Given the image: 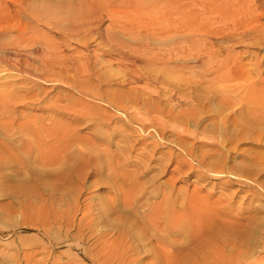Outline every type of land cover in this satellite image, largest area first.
I'll use <instances>...</instances> for the list:
<instances>
[{"label":"rangeland","instance_id":"1","mask_svg":"<svg viewBox=\"0 0 264 264\" xmlns=\"http://www.w3.org/2000/svg\"><path fill=\"white\" fill-rule=\"evenodd\" d=\"M134 4L0 0V264H26V253L42 264H99L90 258L99 237L113 241L123 222L148 220L169 194L185 207L194 191L203 206L231 208V229L251 223L242 261L264 258V0ZM177 5L192 20V43L181 31L157 33L185 15L147 21ZM177 47L198 59L166 70L145 64L134 77L121 55L150 59ZM24 187L35 194L18 192ZM57 208L61 223L44 226ZM153 228L128 236L130 263L114 252L104 264H152L153 247L179 253L196 245L192 234Z\"/></svg>","mask_w":264,"mask_h":264},{"label":"bare ground","instance_id":"2","mask_svg":"<svg viewBox=\"0 0 264 264\" xmlns=\"http://www.w3.org/2000/svg\"><path fill=\"white\" fill-rule=\"evenodd\" d=\"M94 1V0H93ZM113 1V0H112ZM120 1V0H119ZM124 1V0H123ZM126 1V0H125ZM133 1V0H132ZM135 4H136V0ZM181 0H167V2L170 3H179ZM82 2V1H81ZM91 2V1H90ZM101 2V1H100ZM115 2V1H114ZM99 3V2H98ZM117 3V2H116ZM187 3V2H186ZM80 4V3H79ZM118 4H121L118 3ZM116 4V5H118ZM124 4V3H123ZM132 4V3H131ZM130 4V5H131ZM134 4V5H135ZM89 5V3H88ZM101 5V4H100ZM99 5V6H100ZM129 5V4H128ZM187 5V4H186ZM189 5V4H188ZM187 5V6H188ZM77 6V5H76ZM74 6V7H76ZM80 6V5H79ZM106 6V5H105ZM115 6V5H114ZM120 6V5H119ZM118 6V7H119ZM124 6V5H123ZM127 6V5H126ZM172 6V5H170ZM186 6V7H187ZM81 7V6H80ZM88 7V6H87ZM91 6L89 5V8ZM102 7V6H101ZM100 7V8H101ZM121 7V6H120ZM128 7V6H127ZM168 7V5L166 6ZM56 8V7H55ZM54 8V9H55ZM59 8V7H58ZM104 8V6H103ZM45 9V8H44ZM94 9V8H93ZM96 9V8H95ZM121 9V8H118ZM127 9V8H126ZM163 9V8H162ZM172 9V8H171ZM185 7L181 6V5H177V7H175L174 9L170 10H166L164 12H159V13H155L151 16H147L146 18L148 19V23L150 24V26H155V24H157L159 20H169V16H171V14L175 13L176 15H185L183 16L184 18H180L179 20H173L169 21L167 25H164L163 27H161L158 30V34L160 37H166L168 38L169 35L174 31V32H178L181 31L182 34L181 36H178L180 38H188V40L194 41L192 40V37L190 35V31L192 28V20L190 19V15H188L185 11ZM89 11V9H87ZM98 10V9H97ZM130 10V8H129ZM134 10V8H133ZM50 11V10H49ZM87 11V12H88ZM173 11L172 13L169 14V12ZM98 13L100 11H97ZM157 12V11H156ZM83 13V12H82ZM95 13V12H94ZM152 13V12H151ZM76 14V13H75ZM90 14V13H89ZM81 15V13L79 14ZM83 17V15H81ZM172 17V16H171ZM85 18V17H84ZM92 18V17H91ZM177 18V17H176ZM175 18V19H176ZM179 19V18H177ZM172 20V19H171ZM142 21V20H141ZM92 22V21H91ZM82 23V22H80ZM77 24V23H76ZM145 24V23H144ZM79 25V24H78ZM146 25V24H145ZM71 26V25H70ZM80 26V25H79ZM127 26V25H126ZM134 27V26H133ZM140 27V26H139ZM143 28V26H142ZM154 28V27H152ZM76 29V28H75ZM78 29V28H77ZM129 30V29H128ZM148 30V29H147ZM157 30V29H156ZM155 30V31H156ZM72 31V30H71ZM145 31V30H142ZM151 31V30H150ZM193 31V30H192ZM149 32V31H148ZM181 32H179L178 34H180ZM222 32V31H221ZM197 33V32H196ZM212 34V33H211ZM155 35V34H153ZM214 35V34H213ZM156 36V35H155ZM199 36V35H198ZM115 38V37H114ZM199 38V37H198ZM197 38V39H198ZM154 41V40H153ZM166 41V40H165ZM133 42V41H132ZM135 42V41H134ZM145 42V41H144ZM143 42V43H144ZM149 42V41H148ZM157 42V41H156ZM200 42V41H199ZM192 43V42H191ZM190 43V45H192ZM195 43V42H193ZM133 44V43H132ZM141 44V43H140ZM139 44V45H140ZM153 44V43H152ZM151 44V45H152ZM175 44V43H174ZM177 44V43H176ZM179 44V43H178ZM149 45V44H148ZM145 46V45H144ZM153 46V45H152ZM168 46V45H167ZM173 46V44H172ZM141 46H139L138 48H140ZM171 47V46H170ZM184 47V46H183ZM182 47V48H183ZM189 48V46H187ZM143 48V47H142ZM152 48V47H151ZM166 48V46L164 47ZM168 48V47H167ZM178 48V47H177ZM194 48V47H191ZM190 48V49H191ZM118 49V48H117ZM163 49V48H162ZM184 49V48H183ZM152 50V49H151ZM166 50V49H165ZM175 51V48L173 49ZM187 50V49H186ZM117 51V50H116ZM123 51V50H122ZM170 52L168 54H164V50H157L155 52L154 55H152L150 57V59H147L145 55H140V54H134V56H132L131 54H125L122 53V57L126 60H129L133 63V67L130 68L129 72L131 73L132 76L137 77L141 71V68L143 67V65L145 64H154V65H159L162 66L163 68H165V70L167 68H169L170 66L173 65H188L190 63L195 62L198 57H195L193 55V52H185L182 50H179V48L177 49V52ZM206 51V50H205ZM202 52V51H201ZM200 53V52H199ZM204 54V53H203ZM121 60V59H120ZM130 65V64H129ZM161 67V68H162ZM146 68V67H145ZM143 69V68H142ZM149 69V67H148ZM147 69V70H148ZM157 69V68H156ZM146 70V71H147ZM158 70V69H157ZM163 70V69H162ZM152 71L151 73H153V70L150 69L149 72ZM159 71V70H158ZM161 71V70H160ZM168 71V70H167ZM170 71V70H169ZM218 71V70H217ZM173 72V70L171 71ZM219 72V71H218ZM143 73V72H142ZM150 73V74H151ZM158 73V72H157ZM155 72V74H157ZM164 73V72H163ZM147 75L149 74L148 72L146 73ZM152 74V75H155ZM221 73H217L216 76L218 75L220 78ZM158 75V74H157ZM162 75V74H161ZM167 75V74H166ZM151 76V75H150ZM202 77V76H201ZM206 78V77H205ZM205 78L203 77L202 79L205 80ZM228 97V96H227ZM229 99V98H228ZM232 99V98H231ZM225 102V101H224ZM229 102V101H228ZM230 103V102H229ZM250 103V102H249ZM254 103V102H253ZM252 103V104H253ZM228 105V104H227ZM254 106V105H253ZM252 106V107H253ZM246 109V108H245ZM252 109V108H251ZM250 110V109H248ZM254 110V109H253ZM262 110V109H261ZM245 111V110H244ZM263 111V110H262ZM247 112V110H246ZM251 112V111H250ZM243 113V112H241ZM255 114V112H251L250 115ZM258 113L256 112V117H261V122H262V117H264V113H260L259 115H257ZM239 115V114H238ZM246 115V114H245ZM240 116V115H239ZM249 116V115H247ZM255 116V115H253ZM242 117V116H241ZM251 119V116H249ZM148 118V117H147ZM240 118V117H239ZM244 118V117H243ZM241 119V118H240ZM260 119V118H259ZM258 118H255L256 120H259ZM242 120V119H241ZM254 120V119H252ZM237 120L235 119L233 122H236ZM240 121V120H239ZM246 121V120H245ZM264 121V120H263ZM244 122V121H243ZM250 122V121H249ZM248 122V123H249ZM252 124V123H250ZM259 125V124H258ZM254 126V125H253ZM249 127H252V125ZM256 127V126H255ZM238 129V128H237ZM252 129V128H251ZM236 130V129H235ZM242 132V128L240 129ZM243 130L246 131L245 133H248L247 131H249V128L243 125ZM240 132V133H241ZM239 133V134H240ZM252 133V132H251ZM238 134V132H237ZM243 134V133H242ZM241 134V135H242ZM254 134V133H253ZM240 135V137H242ZM247 135V134H245ZM257 136V135H256ZM263 136V135H262ZM233 137V136H232ZM238 135V138H240ZM258 137V136H257ZM237 138V139H238ZM243 138V137H242ZM240 140V139H239ZM233 145V144H232ZM234 146V145H233ZM207 157V156H206ZM47 158V157H46ZM194 159V158H193ZM205 156L202 158V160L200 159V162L198 161V164H201L205 161ZM260 159V158H259ZM49 161V160H48ZM197 161V160H195ZM264 161V160H263ZM262 162V161H260ZM222 163V162H221ZM258 163V162H257ZM205 165V164H204ZM258 165V164H257ZM194 167L192 166L191 169H193ZM226 172V171H225ZM194 173V172H193ZM227 174V172H226ZM41 182V183H40ZM40 186L41 187H47L50 184L44 181H40ZM243 183V182H242ZM255 183V182H254ZM246 184V185H245ZM243 183V186H247V184L250 183ZM252 184V183H251ZM250 184V185H251ZM258 184V183H257ZM264 184V183H263ZM262 184V185H263ZM56 185V184H55ZM254 185V184H253ZM252 185V186H253ZM258 186V185H257ZM260 189V188H259ZM19 190H21L22 192H29L32 194H35L36 189L33 188H22V189H18V192H20ZM195 193H193L192 195V199L191 201L188 200L186 201L187 203L184 204L185 207L182 208V210H178V208L182 207V206H178V202L180 197L177 196L176 199H172L171 196H165V199L163 200L162 203L158 204L157 206H155L152 209V214L149 216V219L146 221H136V222H132V223H127V222H123L125 223V228L123 227L122 224V228L124 229H120L119 235L116 239H114L113 241H111V239L107 237V235H103L100 238L99 241V245L101 246V248L95 253L93 254L92 252L90 253V258L93 261H99V264H104L106 263L105 261H108V258L111 256L112 253H116L117 255H119V260L121 263L125 261V263H127V261L130 259L129 263L131 262V258L133 257L132 254L130 253L131 250V246H128V239L130 236V234L133 232L135 238L139 237L142 235L143 233V228L146 226H151L154 227L153 229H156L158 231L161 230H166L173 232V234H176V237H183L189 235L191 236V234L193 235V239L195 240V246L193 249H191L190 252H179V253H174L171 252L170 250H168V248H166V246L164 248H156L153 247L150 251L151 256L154 258V263L152 264H258V263H263L264 258H255L254 261H250L247 262L246 259L245 261L242 259L244 258L243 254H242V250H243V245L248 246V242L250 241L248 236V231L250 229V224L246 225L244 228V231H239V229L241 230V228L237 225V223L234 221L233 223H231V225L233 224V226L236 228V230L231 229L230 228V220L228 219V215L230 213V209L231 208H224L223 210L218 208L217 206H213V207H206L203 206L202 203L200 201H197L196 199L198 198V192L194 191ZM170 193V192H168ZM26 194V193H25ZM57 194V193H56ZM260 195V194H259ZM185 196V195H184ZM187 196V195H186ZM262 196V195H261ZM260 196V197H261ZM204 197V196H203ZM184 197H182L181 195V199H183ZM185 199V198H184ZM188 199V198H187ZM185 201V200H184ZM181 202V200H180ZM180 205V204H179ZM52 208V206H50ZM40 208V207H39ZM54 208V207H53ZM59 208L55 209L54 212H47L46 219L43 217L42 218V222L44 224V226H51L53 224H57V223H61L62 216H64L61 211L58 212ZM40 211V209H38ZM52 210V211H53ZM58 210V211H57ZM114 212V209H112ZM47 211V210H46ZM65 211V210H64ZM68 212V211H67ZM76 212V211H75ZM112 212V211H111ZM93 214V213H92ZM218 214H221L222 216L219 217L217 216ZM31 216V214H30ZM40 216V215H36ZM44 216V214H43ZM217 216V217H216ZM35 217V216H34ZM42 215L39 217L41 218ZM90 217V214H89ZM216 219V220H215ZM34 220V219H33ZM37 220V219H36ZM35 220V221H36ZM39 220V219H38ZM41 220V219H40ZM39 220V221H40ZM142 220V219H141ZM214 220V221H213ZM74 221V220H73ZM123 221V220H122ZM121 221V222H122ZM129 221V218H128ZM38 222V221H37ZM82 222V220L80 221ZM215 222V223H213ZM259 222V221H257ZM31 223V222H30ZM34 223V222H33ZM39 223V222H38ZM88 223V222H87ZM249 223V222H248ZM35 224V223H34ZM32 224V225H34ZM81 224V223H79ZM84 224V223H83ZM86 224V222H85ZM58 225V224H57ZM82 225V224H81ZM80 225V226H81ZM67 226H72V225H67ZM233 226H231L233 228ZM242 226V225H241ZM62 228V227H60ZM228 228V229H227ZM79 232V231H78ZM157 232V231H156ZM165 232V231H164ZM47 237H49V240L52 242L53 241V236L51 235L50 231H45V233ZM70 233H68L67 235H69ZM170 234V233H169ZM70 236V235H69ZM68 236V237H69ZM131 237V236H130ZM192 238V237H191ZM133 239V238H131ZM137 240V239H136ZM177 241V240H176ZM82 241H79V246H82L81 244ZM157 244V243H156ZM193 244V243H192ZM157 246V245H156ZM164 246V245H163ZM237 247L235 250L238 249V247H242V250L238 249V251L236 253H232L231 254H226V249L229 247ZM158 247V246H157ZM181 247V246H180ZM232 248V250H233ZM248 248V247H247ZM161 249V250H160ZM178 249V248H177ZM172 250V249H171ZM231 251V250H230ZM241 251V252H239ZM89 252V251H88ZM229 253V252H228ZM23 254V253H22ZM83 254H85L83 252ZM131 254V255H130ZM117 255L114 257H117ZM243 255V256H242ZM17 257V256H16ZM33 254H25L24 255V261L26 264H42L38 261L36 262H32L35 259L33 258ZM44 257V256H43ZM89 257V255H88ZM113 259H118V258H114ZM243 257V258H242ZM85 258V257H84ZM112 258V257H110ZM109 258V259H110ZM87 259V257L85 258ZM16 259V262H14L15 264H23V262L21 263L20 260ZM89 260V259H88ZM123 260V261H122ZM134 262V261H133ZM112 263V262H110ZM53 264H59V263H53ZM96 264V263H95ZM108 264V263H107ZM113 264V263H112Z\"/></svg>","mask_w":264,"mask_h":264}]
</instances>
